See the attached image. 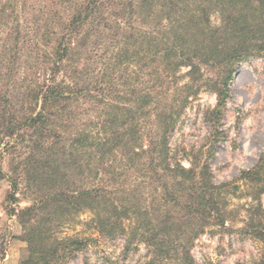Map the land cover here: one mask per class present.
<instances>
[{
	"label": "trees",
	"instance_id": "trees-1",
	"mask_svg": "<svg viewBox=\"0 0 264 264\" xmlns=\"http://www.w3.org/2000/svg\"><path fill=\"white\" fill-rule=\"evenodd\" d=\"M255 58L264 0H0V143L14 193L24 183L35 196L18 214L20 264H70L120 237L145 246V264H198L194 242L233 222L240 196L251 199L241 232L261 243L264 264V152L218 185L214 144L171 146L203 90L217 95L204 114L214 140L224 134L229 86ZM85 213L97 238L58 236Z\"/></svg>",
	"mask_w": 264,
	"mask_h": 264
},
{
	"label": "rangeland",
	"instance_id": "rangeland-1",
	"mask_svg": "<svg viewBox=\"0 0 264 264\" xmlns=\"http://www.w3.org/2000/svg\"><path fill=\"white\" fill-rule=\"evenodd\" d=\"M186 72L187 69L179 71L181 84L189 82ZM229 89L230 98L224 118L217 128L224 134L214 140L216 133L205 121L204 114L208 109L215 108L217 95L203 90L190 97L177 130L171 135L173 148L199 149L214 144V156L209 163L218 185L232 182L243 171L254 168L264 152V59L242 62ZM6 141L0 143V264H20L28 255V243L23 240L24 229L18 214L21 209L33 204L35 196L25 194L24 183L14 193L10 180L12 170L4 153ZM181 160L186 167L190 166L188 160ZM241 188L247 190L245 185ZM262 201L264 207V195ZM250 202L247 196L230 199V208L236 212L233 222H227L224 228L205 232L193 244L191 253L198 264H257L263 246L241 232ZM90 219V213L80 215L78 224L64 227L58 236L97 238L98 234L84 225ZM86 260L88 264H145L150 256L144 245L137 250L127 248L126 238L120 237L115 242L102 239L92 242L87 253H79L70 264H85Z\"/></svg>",
	"mask_w": 264,
	"mask_h": 264
}]
</instances>
